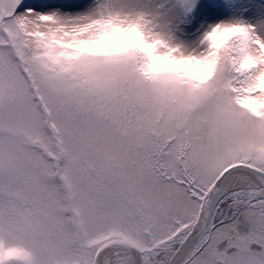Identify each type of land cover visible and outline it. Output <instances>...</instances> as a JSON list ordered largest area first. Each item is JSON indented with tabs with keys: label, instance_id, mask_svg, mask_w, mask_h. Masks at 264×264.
<instances>
[{
	"label": "snow or ice",
	"instance_id": "snow-or-ice-1",
	"mask_svg": "<svg viewBox=\"0 0 264 264\" xmlns=\"http://www.w3.org/2000/svg\"><path fill=\"white\" fill-rule=\"evenodd\" d=\"M0 0V264H264V4Z\"/></svg>",
	"mask_w": 264,
	"mask_h": 264
},
{
	"label": "rangeland",
	"instance_id": "rangeland-1",
	"mask_svg": "<svg viewBox=\"0 0 264 264\" xmlns=\"http://www.w3.org/2000/svg\"><path fill=\"white\" fill-rule=\"evenodd\" d=\"M33 2L44 6L46 4H62L66 0H33ZM249 0H220V12L216 15L210 16L207 20L204 19L199 13H196L195 10L193 13L188 14L186 23L192 26V32L189 35L195 39L199 36V29L202 31L208 25L220 22L222 19H240L247 22H256L254 13L251 9L247 7ZM258 4H264V0H256Z\"/></svg>",
	"mask_w": 264,
	"mask_h": 264
}]
</instances>
